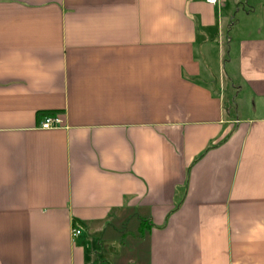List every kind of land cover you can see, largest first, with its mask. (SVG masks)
Masks as SVG:
<instances>
[{
	"label": "crops",
	"instance_id": "0c3cea01",
	"mask_svg": "<svg viewBox=\"0 0 264 264\" xmlns=\"http://www.w3.org/2000/svg\"><path fill=\"white\" fill-rule=\"evenodd\" d=\"M0 264H264V0H0Z\"/></svg>",
	"mask_w": 264,
	"mask_h": 264
},
{
	"label": "built area",
	"instance_id": "2783aa9c",
	"mask_svg": "<svg viewBox=\"0 0 264 264\" xmlns=\"http://www.w3.org/2000/svg\"><path fill=\"white\" fill-rule=\"evenodd\" d=\"M210 3H215L217 2V0H207ZM61 120L59 118L58 115L54 114V115H46L42 118L41 122H40V127L43 129H48V128H52V127H57L59 126ZM80 233V229L78 227H73V229L71 230V235L72 236H76Z\"/></svg>",
	"mask_w": 264,
	"mask_h": 264
},
{
	"label": "rangeland",
	"instance_id": "374dc122",
	"mask_svg": "<svg viewBox=\"0 0 264 264\" xmlns=\"http://www.w3.org/2000/svg\"><path fill=\"white\" fill-rule=\"evenodd\" d=\"M228 37H231V35H230V34H228ZM227 105H230V104H228V103H227Z\"/></svg>",
	"mask_w": 264,
	"mask_h": 264
}]
</instances>
